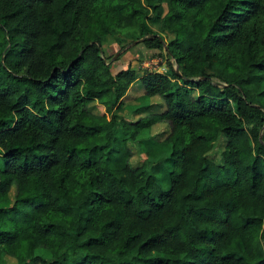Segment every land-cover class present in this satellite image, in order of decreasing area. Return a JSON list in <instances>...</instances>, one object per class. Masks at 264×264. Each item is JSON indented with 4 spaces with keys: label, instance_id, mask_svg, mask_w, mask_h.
<instances>
[{
    "label": "trees",
    "instance_id": "trees-1",
    "mask_svg": "<svg viewBox=\"0 0 264 264\" xmlns=\"http://www.w3.org/2000/svg\"><path fill=\"white\" fill-rule=\"evenodd\" d=\"M135 81L161 112L123 117ZM158 125L166 190L129 162ZM0 162V264H264V0H0Z\"/></svg>",
    "mask_w": 264,
    "mask_h": 264
},
{
    "label": "rangeland",
    "instance_id": "rangeland-1",
    "mask_svg": "<svg viewBox=\"0 0 264 264\" xmlns=\"http://www.w3.org/2000/svg\"><path fill=\"white\" fill-rule=\"evenodd\" d=\"M151 29L157 34H161L165 42L169 40L165 34L159 32V28L151 26ZM157 54V51L145 49L140 42L132 43L128 40H119L117 44L113 38H107L102 43V57L108 63H111L114 68H116L113 70L116 71L118 69L128 67L134 70L138 76L141 75L143 70L156 72H163L165 70L166 58L164 57L163 53L161 54V58H159ZM169 62L172 64L173 68H175V65L171 59H169ZM128 91L133 92L134 94L138 93V95H141V97L139 96L141 99L136 100L135 103V100H133L132 103L131 100L133 98L128 96L123 97L122 102L124 105V112L122 114L126 120L135 121L137 118H142L146 115L158 113L163 110L159 99L156 101L157 104L154 105L152 99L142 97V87L140 83L137 82L136 85H132ZM137 108H139L137 113L131 112ZM93 111L95 113H101L103 110L99 105L94 104ZM117 115L118 118L119 114ZM166 132L167 128L165 125H158L150 131V135H148L146 131H143L138 137L139 143L129 144V148L132 153L129 162L133 167H138L141 165L146 157L145 154L149 155V160L152 164H159L160 171L155 175L154 178L159 183L162 190H166L168 188L166 175L170 170V164L166 160L168 158L169 150L167 147H163L162 145L151 144L149 136H152L151 140L156 142L162 140L166 135ZM222 150L223 140L219 139V141L213 145L212 150L208 154V158L213 160L215 163H220ZM12 194L13 190L11 189L9 192V198L12 197ZM262 243L264 246V240ZM39 254H41L43 257H46V253ZM3 263L15 264V261L12 258L4 257ZM33 264L39 263L38 261H35Z\"/></svg>",
    "mask_w": 264,
    "mask_h": 264
},
{
    "label": "crops",
    "instance_id": "crops-1",
    "mask_svg": "<svg viewBox=\"0 0 264 264\" xmlns=\"http://www.w3.org/2000/svg\"><path fill=\"white\" fill-rule=\"evenodd\" d=\"M136 84H137V82L135 81L134 83L131 84V86H130L129 88H131L132 85H136ZM129 88H128V90H129ZM128 90H127V92H126L127 95L125 94L124 97H127V96H128V97H130V98H133V99L131 100L132 103H133V100H135V101H134V103H135L136 100L141 99V98H140L141 95H138L137 92H136L137 94H134L133 92H129ZM136 91H138V90H136ZM141 93H142V97H143V90H142ZM139 96H140V97H139ZM152 101H153V104L155 105V104H157L156 101H158V100H157V99H152ZM151 105H152V104H151ZM147 107H148V106H147Z\"/></svg>",
    "mask_w": 264,
    "mask_h": 264
},
{
    "label": "water",
    "instance_id": "water-1",
    "mask_svg": "<svg viewBox=\"0 0 264 264\" xmlns=\"http://www.w3.org/2000/svg\"><path fill=\"white\" fill-rule=\"evenodd\" d=\"M137 42H141V40H139V41H135V42H132V43H137ZM174 69H176V67H175Z\"/></svg>",
    "mask_w": 264,
    "mask_h": 264
},
{
    "label": "built area",
    "instance_id": "built-area-1",
    "mask_svg": "<svg viewBox=\"0 0 264 264\" xmlns=\"http://www.w3.org/2000/svg\"><path fill=\"white\" fill-rule=\"evenodd\" d=\"M160 61V60H159Z\"/></svg>",
    "mask_w": 264,
    "mask_h": 264
}]
</instances>
